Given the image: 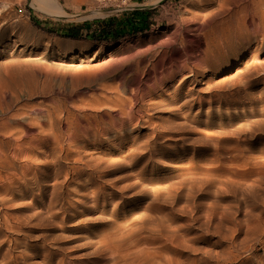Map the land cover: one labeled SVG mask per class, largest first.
I'll return each mask as SVG.
<instances>
[{"label":"rangeland","instance_id":"obj_1","mask_svg":"<svg viewBox=\"0 0 264 264\" xmlns=\"http://www.w3.org/2000/svg\"><path fill=\"white\" fill-rule=\"evenodd\" d=\"M53 1L0 0V86L38 111L0 179V264L86 262L148 213L166 228L135 264H264V0ZM135 10L148 25L118 39L68 35Z\"/></svg>","mask_w":264,"mask_h":264},{"label":"bare ground","instance_id":"obj_2","mask_svg":"<svg viewBox=\"0 0 264 264\" xmlns=\"http://www.w3.org/2000/svg\"><path fill=\"white\" fill-rule=\"evenodd\" d=\"M38 1L42 4V8L47 13L53 14V13L61 12L59 5L53 0H38ZM243 31L240 27L239 28L233 27L232 29H229V32L232 33L236 37L238 35V32L240 33L241 37H244L245 35ZM246 33L248 36H250V31L245 32V34ZM249 41L250 40H247V42ZM222 55L224 56L222 57L223 60L227 59L228 55L226 53L221 54L220 56ZM255 66H256L257 71H260V70L264 71V63L260 65H255ZM13 85L2 84L3 90H1L2 88L0 86L1 88L0 89V179L4 171L13 167L12 163L20 162V159L22 157L24 150L28 149L26 147L25 149H23V145L26 142L25 138L29 135L30 130L32 131L34 129V124L32 121L34 118L32 119L29 115L32 113H36L37 111V110L36 111L32 110V108H30L29 106L28 107L32 110L31 111L32 113L26 112L29 110L25 109L26 108L25 106H24L25 108L18 107V108H15V110L13 109L14 102L18 103L21 98V94H23L22 92L23 91L26 92L27 89H29L28 87L26 88L25 85H21V84L16 85V86H13ZM6 93L10 94V96L8 95L9 99H7L8 97H5L7 96ZM39 118H41L40 119L42 121V122L40 121L41 124L45 123V121L48 120L50 121V123H52L51 124L52 127L62 122L60 113H56L54 118L52 116V113L39 116ZM14 124L18 125L19 128L18 126H16L17 128L13 127ZM52 134L53 136H55V138L58 136V134L54 131H51V135ZM38 136H42V137H45V139H47L50 136V133L49 132L47 133L43 129H41L38 133ZM8 150H9V153H8ZM29 156L28 158H30ZM25 160H27V162L28 161L31 162V159H25ZM3 183L4 182L2 181V184ZM15 189H13L12 191H14ZM10 196L12 197V195ZM4 198L3 196L0 197V200H2L1 203L3 202ZM129 221L124 222L126 223V225L117 224L111 230L105 231L107 233H102V235L99 236L94 241H92L93 239H88V241L85 242L86 243L85 245L89 247L90 252L87 254V256L84 257V258L87 257L86 262L80 261V260L78 262H73V261L66 262V259H64L62 261V264H135V262H137L141 257H143L146 254L149 247L153 243H155L157 239H160L161 237H163L164 229L166 228V227L164 228V226L166 225H164L161 219L159 218L156 219L154 215H151L149 213L137 218L136 221L132 220L133 221L132 223L131 221L130 222ZM170 230L173 234L174 232H176L171 227H170Z\"/></svg>","mask_w":264,"mask_h":264},{"label":"trees","instance_id":"obj_3","mask_svg":"<svg viewBox=\"0 0 264 264\" xmlns=\"http://www.w3.org/2000/svg\"><path fill=\"white\" fill-rule=\"evenodd\" d=\"M146 11L135 10L125 16L124 19L119 20L118 18H108L100 19L96 22L99 24V34L98 35H85L82 33V28L86 26V23H74L67 26L68 35L74 38H84V39H118L125 33H132L137 30L144 29L148 24V17ZM35 23L44 26L41 20L35 19Z\"/></svg>","mask_w":264,"mask_h":264},{"label":"built area","instance_id":"obj_4","mask_svg":"<svg viewBox=\"0 0 264 264\" xmlns=\"http://www.w3.org/2000/svg\"><path fill=\"white\" fill-rule=\"evenodd\" d=\"M97 2H101L105 5H110V4H113V2H116V0H95ZM130 0H121V3L120 5H127V3L129 2Z\"/></svg>","mask_w":264,"mask_h":264}]
</instances>
